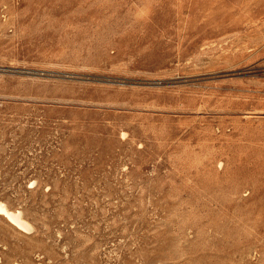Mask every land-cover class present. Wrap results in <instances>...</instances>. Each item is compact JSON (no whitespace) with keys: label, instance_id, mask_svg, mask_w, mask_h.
I'll use <instances>...</instances> for the list:
<instances>
[{"label":"rangeland","instance_id":"1","mask_svg":"<svg viewBox=\"0 0 264 264\" xmlns=\"http://www.w3.org/2000/svg\"><path fill=\"white\" fill-rule=\"evenodd\" d=\"M0 200V264H264V0H0Z\"/></svg>","mask_w":264,"mask_h":264},{"label":"bare ground","instance_id":"2","mask_svg":"<svg viewBox=\"0 0 264 264\" xmlns=\"http://www.w3.org/2000/svg\"><path fill=\"white\" fill-rule=\"evenodd\" d=\"M32 183V182H31ZM0 214L3 215L10 223L20 229L28 231L31 229L28 221H26L21 214V211L10 209L7 205L0 200Z\"/></svg>","mask_w":264,"mask_h":264}]
</instances>
